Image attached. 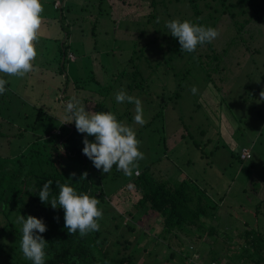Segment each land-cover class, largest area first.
<instances>
[{
  "label": "rangeland",
  "instance_id": "rangeland-1",
  "mask_svg": "<svg viewBox=\"0 0 264 264\" xmlns=\"http://www.w3.org/2000/svg\"><path fill=\"white\" fill-rule=\"evenodd\" d=\"M121 1L65 0L71 10L68 11L66 5L65 19L61 20L66 22V27L70 24L71 28L68 30L67 27L69 39L67 36L64 38L63 33L59 42L67 39L65 46L68 45L74 60L77 58L76 61L66 63L67 75L71 80L80 79V84L85 85L84 88L76 89L79 97L95 99L99 93L106 91V87L113 85L112 103L116 102L115 94L120 90L142 101L147 123L140 126L135 124L134 119L131 121L127 117L122 121L134 128L141 141L140 150L145 158L138 162V169H143L150 163L155 173L161 172L165 177L178 182L190 177L200 187L206 188L209 195H225L223 202L230 203L233 213H223L225 222L231 225L228 226L231 237L229 241L220 240L216 247L221 263L225 264L234 256L240 255V245L244 239L239 231V228H244L242 218L257 221L255 205L264 198V99L260 97V92L264 90V4L260 12L263 19L257 21L255 17L247 18L246 30L242 32L240 23L246 17L232 19L228 14H221V17L217 13L220 18L217 19L216 28L220 35L214 42L219 51L228 45L226 54L217 62L213 63V60L205 58L194 64L191 63L193 60L189 62V57L185 56L177 57L172 62L162 61L158 66L157 60L163 50L173 43V37L163 36L155 31L153 21L150 23L148 20L151 13L149 10L152 11L149 2L126 0L127 3L122 1V4ZM200 1L205 9V1ZM42 2L44 19L37 44L36 69L42 68L40 63L46 65L47 52L57 54L59 43L55 40H59L63 32L59 21L56 17L53 18L57 15L60 20V14L55 12L48 0ZM56 5H59V1ZM168 8V13L174 15L175 19L192 18L193 8L189 0L169 3ZM249 9L252 11L251 7ZM205 10L209 11L208 8ZM160 13V20L165 19L166 24L168 14L163 12V8ZM203 26L209 24L205 23ZM45 43L49 47L47 52L44 50ZM180 48L177 47L178 50ZM199 48L201 50L202 47ZM133 55L137 64L140 61L144 64L140 79L142 77L147 80L146 84H141L142 87L135 91L128 89V81L132 80L127 74L120 76L124 71L127 73L129 59ZM184 55L189 54L185 52ZM31 73L24 78L3 77L9 83L11 79L16 80L13 81L15 84L18 81L17 94L22 98L21 101L25 100L21 108L30 112L28 119L30 116L34 118L32 126L27 127L24 132L25 137H13L18 131L16 128H21L24 123L19 121L14 126L6 119L7 114L18 112L15 103H11V86L6 88V92L0 95V164L11 158V154L15 155L27 147L33 134L42 135L47 128L67 121L65 105L69 98L62 99V93L57 88H52L53 83ZM208 77L211 80L209 82L206 81ZM43 78L48 79V74L44 73ZM64 81L66 82L65 77ZM25 83L36 86V89L26 87ZM74 85L76 84L70 82L66 96ZM193 86L198 89L195 95L191 92ZM64 89L65 86L62 91ZM169 95L178 96V99H167ZM215 96L219 97L218 102L215 101ZM111 102L109 105H112ZM116 104L117 112L111 110L116 117L129 110L134 118V104ZM42 105L49 112L48 119L35 122L38 114L46 116V113L38 111ZM160 112L162 116H156ZM222 116H226L231 124H225ZM194 141L201 144L204 153ZM242 146L251 147V159L240 161L234 156ZM135 173L137 175V171ZM137 198L133 185L121 189L119 199L122 200V206L118 207L119 212H123L126 207L133 211V201ZM241 203L243 208L239 207ZM261 205L258 216H262L259 220L264 225V203ZM137 212L139 215L135 220L139 230L136 229L134 236L126 233V237L135 240L133 248L139 255L138 263L180 264L177 258L166 261L169 256L167 244H157V234L162 226L158 212L151 210L140 220L139 216L144 210ZM110 227L114 228L112 224ZM226 230L227 228L220 227L218 232L222 236ZM215 239L213 236H206L207 242L211 243ZM215 245L211 243V247ZM226 246L228 247L222 250Z\"/></svg>",
  "mask_w": 264,
  "mask_h": 264
},
{
  "label": "trees",
  "instance_id": "trees-1",
  "mask_svg": "<svg viewBox=\"0 0 264 264\" xmlns=\"http://www.w3.org/2000/svg\"><path fill=\"white\" fill-rule=\"evenodd\" d=\"M57 1H59V5H56ZM112 1L113 3L117 2V0ZM122 1L127 3L126 0ZM143 1L149 2V6L152 8V11L149 10L151 13H149L148 20L150 23L153 21L155 31L163 36L170 35L166 24H164L165 19L160 20L162 17L160 11L163 8V12L168 14V21L175 19L174 15L168 13V4L181 0ZM189 1L193 8L192 18L179 19L181 21L189 20L200 25L208 23L209 26L216 28L217 19L223 16L221 14H228L232 19L244 16L246 19L240 23L242 32L246 30L247 18L254 19L255 17L257 21L263 19L260 12L263 9L264 0H204L205 7L209 9L208 12H206V8L203 9L200 0ZM48 2L55 12L60 14V20L57 15L53 18L56 17L59 21V27L63 29V32L60 34L62 36L59 40H55L59 43L57 54L52 51L47 52L49 47L45 43L44 50L47 52L45 54L47 61L45 60L46 65L40 63L42 68L37 69V75L42 76L45 81L53 83L52 88H57L62 93V99L65 100L68 97L70 100L76 96L85 105L86 111L107 112L113 110L117 112L116 102H111L113 85L106 87V91L99 93L100 96L98 95L95 99L77 96L78 91L76 89L84 88L85 85L80 84L82 81L78 78L71 80L65 68L68 61H73L69 57L68 45L65 46L66 40L69 39L68 30L71 25L68 24L67 30L66 22H62L65 19L64 8L67 4H65V0H48ZM249 7L252 8V11ZM67 10H71L69 5H67ZM217 13H220V16ZM52 22L54 23V21ZM63 33H65L64 38L67 36V39L61 40L60 43ZM93 34L96 36L95 31ZM155 38L157 40V35ZM177 47L181 46L178 39L173 37V43H170L167 49L163 50V54L157 60V65L159 66L162 61L163 63H166L165 61L172 62L177 57L184 58L185 56L189 57V62L193 60L191 63L194 64L197 61L200 63V59L204 60L205 58L213 60L215 63L228 50L227 45L222 51H219L214 41L198 46L197 50L188 53L189 55H184L185 52H181ZM199 47H202L201 50ZM134 58L133 55L129 59L127 73L124 71L120 75L127 74L132 80L128 81V89L131 91L140 89L141 84L144 85L147 82L146 78L141 77L140 79L144 72L141 67L144 68V64L141 61L137 64ZM76 60L77 58L74 61ZM202 63L203 61H201ZM44 73L48 74V79L43 78ZM64 77L67 83L64 81ZM262 78L264 79V73ZM13 81L16 80L11 79L10 83L8 81L6 88L11 86V103H15L18 112L15 111L16 114L11 112V115L7 114L6 119L14 126L19 121L23 122L21 128L15 127L18 131L13 134V137L16 135V137H25L24 132L27 131V127L32 126L31 122L34 117L30 116L31 118L28 119L30 112L21 108L25 100L21 101L22 98L17 94L18 81L16 84ZM55 81L58 82L59 86ZM206 81L211 80L208 77ZM70 82L76 85L66 96ZM27 83L24 84L27 85L26 87L36 89V86ZM64 86L65 89L62 91ZM215 97V101L218 102L219 97ZM173 98L178 99V96L169 95L167 97L170 100ZM109 102L112 105H109ZM38 111L46 113V116L43 117L42 114H38L35 122L48 119L47 113L49 112L46 111L45 106L42 105ZM3 115L5 116V114ZM131 115V112L126 110L122 114H117V119L123 121L127 117L132 121L133 116ZM156 116L161 117L162 112ZM222 117L225 118V124H231L226 116ZM66 122L68 121L59 122L56 126L47 128L42 135L33 134V138L28 142L27 147L15 155L11 154V158L0 164V264H32L31 261L23 257L20 250L22 225L16 223L19 215L25 217L32 215L42 219L46 224L47 230L41 234L48 242L45 248V264H139L137 260L139 255L137 250L133 248L135 240L126 237V233L131 235L137 233L136 229L139 226L135 218L139 215L138 210H144V213L139 216V220L140 218L143 219L151 210L158 212V219L162 226L161 231L157 234L159 238V240L157 238V244L164 245V242L167 244L169 256L166 261L177 258L180 264H224L221 263L216 247H218L220 240L229 241L231 237L230 229H228V226L231 225L225 222L226 217H223V213L227 211L228 214L233 215L230 203L226 202L225 204L223 202L224 194L221 196L218 194L209 195L206 188L200 187L190 177L183 178L178 182L165 177L160 174L161 172L155 173L152 171L150 163L145 165L143 169H138L137 175L135 173L137 170H134L130 177L125 176L122 171H118L115 167L110 173H103L102 169H96L93 162L83 154V140L87 134L79 133L74 121L72 123ZM87 138L90 141L95 139L94 137ZM194 143L199 149H202L199 142L194 141ZM234 145L236 146L235 143ZM245 148L249 149L250 157H242V150ZM234 156L240 161L251 159L253 157L252 149L249 146H242ZM85 172H87V177H83ZM72 173H76L75 177H72ZM49 180L53 182L49 202L52 196L58 197L57 182L72 186L78 194L87 193L92 197H97L100 200L98 207L103 210V218L99 220L100 230L91 232L83 238L79 232L70 234L65 228L63 208L54 209L50 203H42L39 198L38 192L43 184ZM131 185L138 194V198L133 201L134 205H130V207L134 206V210L130 211L131 208L126 207L123 212H119L118 207L122 206V200L119 199L121 189ZM260 203H264V198L255 205L254 214L257 221L242 218L244 228H239V231L244 239L240 245V255L231 257L232 259L225 264H264V225L259 220L262 216H258L260 215L259 208L262 206ZM242 204L239 205L240 208H243ZM237 220L241 222L239 218ZM111 224L114 228L110 227ZM220 227L227 228L222 236L218 232ZM112 234L113 237H111ZM206 236L216 238L211 242L213 245L216 244L214 247H211L209 241L207 242ZM206 252H208L207 255ZM140 264H148V262Z\"/></svg>",
  "mask_w": 264,
  "mask_h": 264
},
{
  "label": "clouds",
  "instance_id": "clouds-1",
  "mask_svg": "<svg viewBox=\"0 0 264 264\" xmlns=\"http://www.w3.org/2000/svg\"><path fill=\"white\" fill-rule=\"evenodd\" d=\"M43 12L42 0H0V95L7 90L8 80L3 77L24 78L36 70ZM166 27L170 35L178 39L180 51L187 53L195 52L198 46L211 43L220 35L215 27L189 20H169ZM70 54L73 53L70 52L69 57ZM197 91L195 86L191 88L193 95ZM260 97L264 99V90L260 92ZM115 100L117 103L134 104L135 124L143 126L147 123L139 98L120 90L115 94ZM65 111L68 114L66 123L74 121L77 131L87 134L83 140V154L93 162L96 169L110 173L115 167L125 176H132L134 170L138 174V162L145 158V154L140 150L141 141L132 126L118 120L111 111H86L85 105L76 96L67 101ZM87 137L95 139L90 141ZM71 175L75 177L76 173ZM83 177H87V172ZM52 184L51 180L43 184L38 192L39 198L42 203H50L54 209L63 208L65 228L70 234L79 232L83 238L100 230L99 220L103 218V210L98 207L100 200L97 197L87 193L78 194L72 186L57 182L58 197L52 196L49 202ZM16 223L22 225L20 250L23 257L32 264H45L48 242L41 235L47 230L44 221L32 215H19Z\"/></svg>",
  "mask_w": 264,
  "mask_h": 264
},
{
  "label": "built area",
  "instance_id": "built-area-1",
  "mask_svg": "<svg viewBox=\"0 0 264 264\" xmlns=\"http://www.w3.org/2000/svg\"><path fill=\"white\" fill-rule=\"evenodd\" d=\"M70 57H71L72 59H74V55H73V54H70ZM242 157H243V158L250 157V151H249V149L245 148V149L243 150V152H242Z\"/></svg>",
  "mask_w": 264,
  "mask_h": 264
},
{
  "label": "crops",
  "instance_id": "crops-1",
  "mask_svg": "<svg viewBox=\"0 0 264 264\" xmlns=\"http://www.w3.org/2000/svg\"><path fill=\"white\" fill-rule=\"evenodd\" d=\"M59 51H60V49H59ZM71 52V51H70ZM37 73H38V70L36 69L35 71H33L32 73H31V75H37Z\"/></svg>",
  "mask_w": 264,
  "mask_h": 264
}]
</instances>
